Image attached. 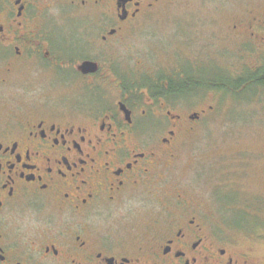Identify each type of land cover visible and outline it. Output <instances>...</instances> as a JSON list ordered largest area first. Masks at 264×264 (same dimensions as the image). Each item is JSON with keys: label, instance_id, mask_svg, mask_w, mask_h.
I'll return each mask as SVG.
<instances>
[{"label": "flooded vegetation", "instance_id": "1", "mask_svg": "<svg viewBox=\"0 0 264 264\" xmlns=\"http://www.w3.org/2000/svg\"><path fill=\"white\" fill-rule=\"evenodd\" d=\"M174 1L0 0V264H260L211 231L207 202L170 175L181 138L214 111L192 103L264 75L255 60L228 79L225 58L242 49L264 56V0L240 3L216 50L180 25L170 54L191 66L171 62L152 84L145 70L143 85L127 88L130 76L110 66L108 51ZM77 17L86 24L63 26ZM208 60L229 75L204 74ZM41 83L74 90L18 93ZM107 83L118 88L109 105L99 88ZM82 94L93 103L74 104Z\"/></svg>", "mask_w": 264, "mask_h": 264}, {"label": "rangeland", "instance_id": "2", "mask_svg": "<svg viewBox=\"0 0 264 264\" xmlns=\"http://www.w3.org/2000/svg\"><path fill=\"white\" fill-rule=\"evenodd\" d=\"M242 1L175 0L149 20H143L142 25L129 30L124 42L108 51V57L112 59L110 66L114 70L118 68L125 77L130 76L129 87L143 85L141 80L147 79L143 75L145 70V74L151 76L147 82L152 84L166 70H172L174 64L171 62L188 69L191 63L184 55L174 54L176 59L170 54L174 47L171 44L174 32L180 25L190 32L198 31L200 36L213 41L208 47L216 50L220 46L222 26L240 9ZM70 9L69 6L64 8L65 12ZM183 20L185 24L178 23ZM85 24V20L77 17L67 19L63 26L70 30ZM225 58H228L231 76L224 67L218 68L209 60L203 65V73L220 72L229 75L230 79L237 72L238 75L233 77L237 75L238 78L254 70L252 65L259 67L255 60L264 72V56L250 49L227 54ZM99 88L105 95L106 105L114 102L118 88L109 83ZM17 89L19 94L35 95L73 92L74 87L41 83L18 86ZM210 96V93L201 96L192 103L194 109L213 106L214 111L193 124L194 132L190 136L181 138L177 147L176 172L170 178L179 189L184 185L190 196L207 202L211 231L232 238L238 248L264 264V88L258 90L256 83L246 84L237 92L227 88L216 100H210ZM90 102L93 103L92 99L84 94L73 100L77 105H90ZM188 109L185 105L180 111ZM135 216L138 217V213L132 211L129 219L138 220Z\"/></svg>", "mask_w": 264, "mask_h": 264}, {"label": "trees", "instance_id": "3", "mask_svg": "<svg viewBox=\"0 0 264 264\" xmlns=\"http://www.w3.org/2000/svg\"><path fill=\"white\" fill-rule=\"evenodd\" d=\"M256 78H257L258 86H261V85L263 86L264 85V75L263 74H258V75H256ZM128 87H129V85L127 86V88Z\"/></svg>", "mask_w": 264, "mask_h": 264}, {"label": "water", "instance_id": "4", "mask_svg": "<svg viewBox=\"0 0 264 264\" xmlns=\"http://www.w3.org/2000/svg\"><path fill=\"white\" fill-rule=\"evenodd\" d=\"M82 68H83L84 70H86V71H87V70H89V71L92 70V69H89L87 65H84V67H82Z\"/></svg>", "mask_w": 264, "mask_h": 264}]
</instances>
